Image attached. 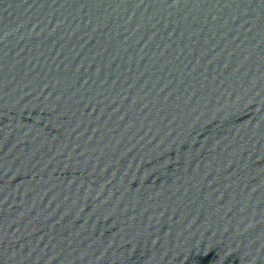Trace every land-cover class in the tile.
I'll use <instances>...</instances> for the list:
<instances>
[{
  "label": "water",
  "instance_id": "obj_1",
  "mask_svg": "<svg viewBox=\"0 0 264 264\" xmlns=\"http://www.w3.org/2000/svg\"><path fill=\"white\" fill-rule=\"evenodd\" d=\"M0 264H264V0H0Z\"/></svg>",
  "mask_w": 264,
  "mask_h": 264
}]
</instances>
